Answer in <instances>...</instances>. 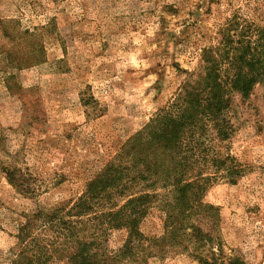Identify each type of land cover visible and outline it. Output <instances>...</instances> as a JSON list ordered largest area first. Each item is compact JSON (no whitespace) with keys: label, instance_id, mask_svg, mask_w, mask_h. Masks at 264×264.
<instances>
[{"label":"rangeland","instance_id":"1","mask_svg":"<svg viewBox=\"0 0 264 264\" xmlns=\"http://www.w3.org/2000/svg\"><path fill=\"white\" fill-rule=\"evenodd\" d=\"M231 20L237 38L247 24L264 30V0H0V264L30 239L67 255L78 230L99 225L101 197L79 216L87 185L170 106ZM230 97L220 163L199 156L214 178L196 212L175 218L174 188L149 190L145 252L122 264H264V90ZM37 214L55 217L23 241ZM128 235L107 233L108 259Z\"/></svg>","mask_w":264,"mask_h":264},{"label":"trees","instance_id":"2","mask_svg":"<svg viewBox=\"0 0 264 264\" xmlns=\"http://www.w3.org/2000/svg\"><path fill=\"white\" fill-rule=\"evenodd\" d=\"M237 25L232 20L227 23L223 40L216 47L203 49L200 69L189 74L170 106L132 138L119 156L87 185L91 195L81 204L84 214L81 212L79 216L86 215L85 210H92V202L101 197L99 225L78 230L86 238L79 237L78 245L67 255L65 249L30 239L31 244L23 245L12 264H50L55 254H61L71 264H122L117 258L129 256L140 260L148 239L140 233L139 227L158 199L149 190L174 188L175 210H179L175 218L183 214L184 220L189 213L196 212L200 192L214 178L198 170L197 164L202 160L199 156H210L214 152L210 163L214 166L220 163L218 149L227 141L230 130L227 117L230 95L238 93L243 99L249 98L258 84L264 90V30L247 24L237 38L228 33ZM6 175L8 181L20 189L14 171L8 169ZM52 217L55 216L30 217L22 231L23 241L31 238L29 230L34 223L50 224ZM111 230H126L129 235L117 251L109 250L113 256L108 259L102 246Z\"/></svg>","mask_w":264,"mask_h":264}]
</instances>
